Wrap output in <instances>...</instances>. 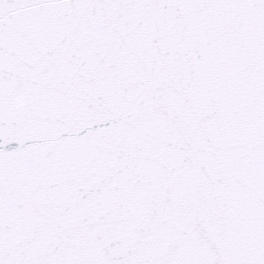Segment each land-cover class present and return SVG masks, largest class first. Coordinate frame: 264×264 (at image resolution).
<instances>
[{"label": "snow or ice", "instance_id": "6c2138e0", "mask_svg": "<svg viewBox=\"0 0 264 264\" xmlns=\"http://www.w3.org/2000/svg\"><path fill=\"white\" fill-rule=\"evenodd\" d=\"M0 264H264V0H0Z\"/></svg>", "mask_w": 264, "mask_h": 264}]
</instances>
